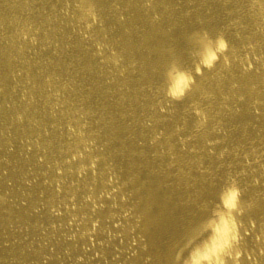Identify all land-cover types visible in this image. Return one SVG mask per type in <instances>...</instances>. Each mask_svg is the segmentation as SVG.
I'll return each instance as SVG.
<instances>
[{
  "label": "bare ground",
  "instance_id": "6f19581e",
  "mask_svg": "<svg viewBox=\"0 0 264 264\" xmlns=\"http://www.w3.org/2000/svg\"><path fill=\"white\" fill-rule=\"evenodd\" d=\"M76 2L0 0V264H184L229 178L239 264H264V0H91L87 40ZM204 32L230 67L167 100L165 73L192 70Z\"/></svg>",
  "mask_w": 264,
  "mask_h": 264
},
{
  "label": "clouds",
  "instance_id": "9594fccd",
  "mask_svg": "<svg viewBox=\"0 0 264 264\" xmlns=\"http://www.w3.org/2000/svg\"><path fill=\"white\" fill-rule=\"evenodd\" d=\"M76 9L81 13L78 23L84 25V31L81 33L82 38L87 40L90 39L88 33L91 31L93 26L99 23L95 9L91 0H77L75 4ZM145 7H150V4H145ZM158 17H154L156 19ZM203 41L199 54L197 56V62L193 65L191 71L182 70L178 67L172 66L165 73V88L164 96L167 100L173 102L182 101L186 95L193 90L196 83L195 76L203 75V71H211L218 61L222 60L224 69L230 67V61L225 53L229 49V45L222 34H218L215 39L208 36L206 32L200 34ZM25 40L28 39L26 35ZM32 44H35V39H31ZM96 55L102 58L104 47L99 43L95 44ZM236 57H233L235 60ZM247 60V59H245ZM110 62L113 66L120 64V58L117 56L115 51L111 52ZM251 67L245 68V71L250 70ZM123 74V73H121ZM192 114L196 117L194 128L196 131H200L205 127L208 122V117L204 111H202L198 105L193 104ZM163 111V108L161 109ZM21 117L18 116L17 120ZM69 133H73V129L69 126ZM180 131V129H177ZM159 139L156 136L153 140ZM183 143V141L181 142ZM94 145L92 142L87 149L84 148V153L90 152V149ZM84 153L76 152L72 155L70 161L66 163L75 162L77 160L84 159ZM223 153H221V156ZM98 162V158H92L89 160L87 166L81 164L76 170L78 176H83L86 172L91 171L95 174V167ZM59 174V173H58ZM113 182V178L110 177L109 184ZM59 190V189H58ZM110 195V194H108ZM242 192L238 187L236 181L229 178L226 182V186L223 188L219 195V202L212 208L209 218L203 224L199 236H203L201 243L197 245L189 253L187 259L184 260V264H239L241 251L239 249L240 242L242 240L240 230L243 225L239 221V217L246 211L245 206L241 202ZM88 201H92V197L86 198ZM248 208L251 207L249 204ZM75 219V218H73ZM96 225H93V230ZM244 235L248 233L245 231ZM258 240L260 237L257 238ZM193 241H189L188 247ZM239 253V255H238ZM264 255V251L261 253ZM179 253L177 254V260H179Z\"/></svg>",
  "mask_w": 264,
  "mask_h": 264
}]
</instances>
